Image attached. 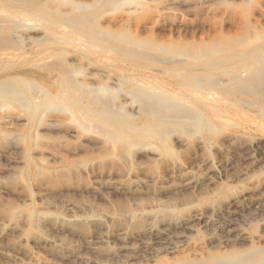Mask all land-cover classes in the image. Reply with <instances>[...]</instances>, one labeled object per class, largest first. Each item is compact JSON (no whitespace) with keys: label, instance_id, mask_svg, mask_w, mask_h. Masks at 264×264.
Instances as JSON below:
<instances>
[{"label":"rangeland","instance_id":"1","mask_svg":"<svg viewBox=\"0 0 264 264\" xmlns=\"http://www.w3.org/2000/svg\"><path fill=\"white\" fill-rule=\"evenodd\" d=\"M127 3L133 4V13L129 11L130 4L113 12L104 10L98 16V25L115 29L123 25L130 36L149 43L154 40L153 44L161 46L171 42L180 49L193 47L194 52L199 49V54L216 52L212 55L213 61L223 59L230 40L238 41L254 32L264 33V0H127ZM205 47L211 50L207 52ZM158 57L160 60L156 57L154 60L158 62L150 65L165 67L167 62L171 63L170 57ZM239 67L215 70L212 84L202 83L213 95L211 108H204L198 99L181 102L182 108H178L182 112L194 109L200 113V124L204 127L194 130L193 134L190 131L189 136L186 133L190 126L181 131L182 128L165 124L155 129L157 132L124 128V133H113L111 138L106 137L107 130V136L112 133L106 124L90 123L94 125L92 128L87 124L89 121L82 119L84 122H79L86 123L85 129L90 125L85 130L79 122L77 125L68 121L59 107L58 111L53 108L46 114L44 110L32 117L18 105L1 101L0 264H109L120 260L121 264H156L160 259L173 262L184 256L212 252L216 247L229 249L237 236L250 239L243 245L259 250L263 246V250L264 67H258L254 75H245L244 81L235 83L230 75L245 72L238 70ZM99 69L104 67L80 71L77 80L98 86L104 80L97 74ZM120 83L108 82V87L114 89L109 101L118 110L122 107L120 111L133 122L131 116H136L131 111L133 101L120 93V89L126 91ZM171 90L177 96L182 95L176 89ZM170 127L176 131L174 135ZM99 130L105 133L100 134ZM165 130L172 134L167 131L170 138ZM155 132L163 138L156 137ZM192 181L197 184L188 189L186 184ZM91 214L109 216L108 222L105 219L92 226ZM125 214L135 218L124 235L121 232L125 228ZM155 216L154 231L148 232L146 227ZM97 238H107L108 243L95 246ZM126 243L134 249L118 256L116 251ZM154 244L157 247L151 248ZM144 245L148 248H143ZM263 255L264 250L255 257L264 258Z\"/></svg>","mask_w":264,"mask_h":264},{"label":"bare ground","instance_id":"2","mask_svg":"<svg viewBox=\"0 0 264 264\" xmlns=\"http://www.w3.org/2000/svg\"><path fill=\"white\" fill-rule=\"evenodd\" d=\"M128 4H130V8L132 10V11L131 10L129 11L133 13L134 12V10L132 9L133 4L127 3V0H0V102L4 101V102H8L13 105H18L21 110L27 111L28 114H30L32 117L37 116L44 110L45 112H47V110L50 111V109H53V108L56 109L57 107H59L60 110L56 109V111L59 110V112H62L61 109H63L65 112L64 114H66L68 117L67 119H69L68 121L72 123L76 122L77 124V122L81 121L82 119L83 120L85 119L87 122L89 121V123L87 124L94 123L96 125V123L98 124L100 123V125H102L103 123V124H106L108 129H110V132L112 131V133H110L111 135L113 133H114L113 135H116V133H119V132L124 133V131H122L124 128L126 129L131 128L134 132L135 131L144 132L145 130H149V129L157 130V128L160 127L161 125L172 124L179 128H182L181 131L188 129L190 126L191 129H188L189 133L188 132L186 133V135L189 136L190 131H192V134H193L194 130L200 131L201 129L204 128L200 124L201 122L200 113L198 114V112H195L194 109L193 110L191 109L183 110L182 112L178 107L182 108L181 106L182 101L190 102L193 99L194 100L198 99L197 101H199L204 108H207L209 106V103L213 100L212 98L213 95L210 93L209 88H205L202 86V83L206 82L207 84L211 82L212 84V80L214 79L213 71L223 69V67H228V66L238 67L240 65L238 70L244 69L245 72L243 71L241 73H238V75H234V74L230 75L231 79L232 80L234 79V82H235V81H241V80L244 81L245 75L247 77L249 75H254V72L258 67L260 66L264 67V33H261V32H254L252 35L250 34L243 35L241 39L240 38L238 39V41L236 39L230 40L229 42H227L228 43L227 48L224 49V53L226 52L227 54H225L223 59L221 58L222 60L213 61L212 55L216 54V52L211 53V54L209 53L205 54V53L200 52L199 54V49L197 50L198 53L192 50L193 47L190 50L185 49V48L180 49V48H177V46H174L175 45L174 43H173L174 45H172L171 42L168 44L166 43L165 45L161 46L158 43L153 44L155 43L154 40L153 42L151 41V43H149L145 40L137 39V38L130 36L129 33L127 32V28L123 25L117 29L110 27V26L102 28L98 25V16L102 14L104 10H109L110 12L112 10L113 12V10H116V9L120 10L119 9L120 6L122 7ZM122 8H126V6ZM183 46L185 47V45ZM208 48L209 49L206 48L208 50V51L206 50L207 52L211 50V47H208ZM204 50L205 49L203 48V51ZM158 56L170 57V59L172 60H170L169 62L171 63L168 64V62L165 61V63L167 62V66L165 67L163 66L154 67L150 65L156 59L160 60ZM155 62H158V61H155ZM161 63L163 64V62ZM117 64L120 66H118ZM93 66L104 67L103 70L99 69L97 72L98 76H101L104 79L102 83L98 84V86H93L90 83H87L86 80L82 82L77 80L78 77H76V75L78 74V72L80 73V71L89 69L90 67H93ZM261 74H262V71H261ZM115 77H117V79ZM259 77L260 75L258 74L256 78L258 79ZM108 82L110 83L111 82L112 83L121 82L120 87H122L126 91H123L120 89L119 90L120 93L122 94L124 93L126 98L130 97V99L133 101V103H131L133 106L131 111H133V114H135L136 116L134 115L131 116V114H129L131 118L133 119V122L130 119L129 120L127 119V116H125L124 112L120 111L122 107L120 110H118L115 107H113L114 104L112 106V103H110L109 97H111V93L114 91V89L108 87L107 85ZM252 82L255 83L254 80ZM250 84L252 86V83ZM246 86L244 87V89L246 88ZM171 89H176L177 90L176 92L177 93L180 92L182 93V95H178V96L175 95V93H173ZM251 93L253 92L251 91ZM257 93L259 92L257 91ZM260 93L262 94L263 92L261 91ZM254 96L256 95L254 94ZM255 100L256 102L257 101L260 102V100H257V99ZM262 101L264 102V99ZM253 105H256V104L254 103ZM193 108L195 107L193 106ZM45 112L42 115H45ZM46 114H48V112ZM129 115H128V118L130 117ZM42 120L43 118L41 119V121ZM83 122L81 123L79 122V123L82 124ZM85 125L86 123H84V125L82 124L84 129H85ZM90 125H87V126L90 127ZM87 126L85 130H87L88 128ZM105 129H103V131H105ZM167 129H169V127ZM171 129L173 130V128ZM48 130H51V129H48ZM115 130H117L118 132H115ZM172 130L171 132L174 131ZM101 131H100V134L103 133ZM167 131L168 130H165V132ZM159 132L160 133L162 132L163 134L165 133L163 131H159ZM159 132L158 134H160ZM175 132L176 131H174V133L172 134L174 135ZM106 134L108 135V130ZM158 134L157 133L155 134L156 137L157 136L159 137ZM170 134H168L169 138L172 136V134L171 136ZM198 134L200 133L198 132ZM107 135L106 137H111V138L113 137V135L112 136L111 135L107 136ZM120 135L121 134H119V136ZM121 136L123 138V135ZM161 136L162 135H160L159 138H161ZM135 145L136 144L133 145L134 148H135ZM53 163L55 162L53 161ZM220 179L221 178H219V180ZM195 184H197L196 181L195 182L192 181L186 185H187V188L189 189V187ZM139 186L142 187L141 185ZM178 187L179 186H177V188ZM201 201H203V199ZM235 204L237 205V203ZM154 205L153 207L151 205L152 207L151 210H154L153 209ZM160 207H162V205ZM175 207L177 206H173L172 208H175ZM102 215L100 214V215L92 216L91 214V217L90 215H88L90 217L89 218L90 225L92 226L99 225L105 219L107 221V218H109V216L103 217ZM150 215L153 216V214H149V216ZM123 217L126 218L125 226H124L125 228L122 230L121 233L125 235V234H128L131 228V223H133L132 221H134L133 219L135 218V215L127 214L126 216L125 214V216L123 215ZM240 218L241 217H239L238 219ZM155 219H157V216H155L152 223L150 222V224L147 225L146 229L148 230V232L154 231V228L157 222ZM109 220H111V218ZM162 221H165V220H162ZM2 224L3 223H0V227H2ZM87 224H88V221H87ZM191 224H193V222ZM35 226L37 228V224ZM107 226L109 227V225ZM32 228L34 229V226ZM165 229H162L161 231L166 232L167 230ZM235 237H232V238H235ZM112 239H115V238H112ZM141 239L142 238H140V241ZM169 240H170V237H169ZM247 240H250V239L246 237L237 236L235 239L236 243L230 246L229 249H223L222 247H216L214 251L212 252L200 253L194 257H191L189 255L184 256L173 262H170V261L168 262L166 260L160 259V261H158L156 264H264V258H262V256L261 258L255 257L256 254L264 250V249L262 250L263 246L261 250L253 246L247 247L246 245H243V242ZM107 243H108L107 238L106 239L101 238V239L96 240L93 244L95 246H99V245H105ZM165 243L167 242L165 241ZM128 244L126 243L125 245H122L116 251V254L118 256H122L123 253L131 252L134 249V247H131ZM146 247L148 248V246ZM146 247L145 245L143 246V248H146ZM150 247L156 248L157 244L151 245ZM104 252L105 251H103V253ZM113 253H115V251ZM152 255H155V254H152ZM121 263L122 262L120 260V262L112 261V263H109V264H121ZM139 264H147V263L140 262Z\"/></svg>","mask_w":264,"mask_h":264}]
</instances>
